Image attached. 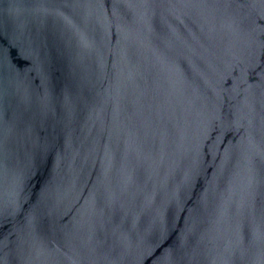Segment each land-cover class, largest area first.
Wrapping results in <instances>:
<instances>
[{"label": "water", "instance_id": "obj_1", "mask_svg": "<svg viewBox=\"0 0 264 264\" xmlns=\"http://www.w3.org/2000/svg\"><path fill=\"white\" fill-rule=\"evenodd\" d=\"M0 264H264V0H0Z\"/></svg>", "mask_w": 264, "mask_h": 264}]
</instances>
